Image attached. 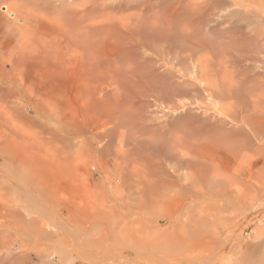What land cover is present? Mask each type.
I'll return each mask as SVG.
<instances>
[{
    "label": "bare ground",
    "instance_id": "1",
    "mask_svg": "<svg viewBox=\"0 0 264 264\" xmlns=\"http://www.w3.org/2000/svg\"><path fill=\"white\" fill-rule=\"evenodd\" d=\"M0 11L14 39L0 98L33 96L26 64L91 119L88 136L44 126L41 161L0 142V264H166L159 248L173 249L169 264H264V220L254 244L224 236L264 211V0H0ZM79 160L109 187L94 206L38 180Z\"/></svg>",
    "mask_w": 264,
    "mask_h": 264
},
{
    "label": "rangeland",
    "instance_id": "2",
    "mask_svg": "<svg viewBox=\"0 0 264 264\" xmlns=\"http://www.w3.org/2000/svg\"><path fill=\"white\" fill-rule=\"evenodd\" d=\"M8 3L12 4V2H8ZM6 20H11V18H9L7 15H5L4 13H2L0 11V60L4 59L6 57V55L11 51V49L13 48V45H14V39L11 36V33L9 32L8 28L6 26H4V22ZM5 67H6L5 70L7 71L9 69V67L8 66H5ZM23 67H24V69H23ZM23 67H22L23 71L21 69V72H22L21 78L23 80L22 83H24V86H26V87L29 86L28 87L30 90L29 92H30V94L33 93V96L31 95V97L27 101L24 100L22 102L18 101L16 99L15 100L13 99L10 101L8 98L7 99L0 98V142L2 143L3 141L7 140L9 142V145H10L9 147H11L12 149H14V147L15 148L18 147L20 149V151L24 150V152H26L28 150L29 154L35 155L40 160L39 157L43 156L45 151H46V150H44L46 148L43 145L45 143L42 140H40L41 136H42V138L44 137L43 140H45V137H46L45 135H42V129L44 126L47 125L50 128L55 129L56 125L60 124V126H61V123L62 124L65 123L66 126H69L68 124H70V126H71L70 129H72V130H73V128L75 129V126H77L75 129L76 132L79 133V130H80V132L85 133L86 131L88 132L90 130H88L86 128V126L88 127L89 125L87 124L84 126L83 122H84V124H86L89 121L86 122V119H85L88 116H86L87 114H85L84 108H82L84 106V105H82L83 102H81L82 104H80V101L78 102L79 99L75 98L74 96L72 97V95L70 96L66 90L62 91L63 95H61L58 87H55L53 89L46 87L42 82L37 81V80H35V78H33V75L29 72L30 71L29 69H31V68H28L29 65L27 67V65L25 64V66H23ZM48 96L51 98V103H53L54 112H55L54 113L55 118L53 120H50V121L46 118H43V116L41 114V111H43L47 108L48 102L46 101V98ZM72 98H75L77 100H74ZM81 105H82V107H81ZM31 106H33L34 109H36L37 113H35V111H31V110L25 111L28 107L30 108ZM81 109H83V110L81 111ZM82 113H84V114H82ZM83 115H85V116L83 117ZM26 116H27V119L25 118ZM64 120H65V122H64ZM87 120H90L89 123H91L90 118ZM77 124H81L82 126L77 125ZM78 126L79 127L81 126L82 129L81 128L79 129ZM83 126H84V129H83ZM77 129H79V130L77 131ZM87 132H86V135L88 136L89 134H87ZM14 135L15 136L19 135L21 137V139L23 136L24 140L29 139V144L27 145L26 143L19 142V139H18L19 136H16V139H14V137H15ZM80 138H81V136H80ZM17 139H18V141H17ZM36 139H37V142H35ZM78 141H80V139ZM17 142H19V143H17ZM21 143L26 144V145H22ZM41 145H43V146H41ZM96 146L97 145H95V147ZM19 149L16 151H19ZM81 152H82V150H80L78 153L82 154ZM28 153H26V154H28ZM85 154H82L83 156L82 155L81 156L78 155V156L86 157L87 155H85ZM79 159L82 160V158H79ZM81 160H79L81 162V163L79 162L80 165L77 162H75V164L68 165L67 167H65V165H63V167L60 168L61 171H60L59 177L55 178L54 180H52V178H48V177H50L48 175L49 173L46 174L45 173L46 171L44 172L42 169V171L45 173V177L48 176L47 177L48 180H46V181L44 180V181L47 183V181L51 180V181H49V183L53 186V187L49 186L50 184L47 185L48 183L45 184V182H42V180H40V178L38 176V178H39L38 180L46 188L45 191L48 190V191H46V192H48L47 194L50 193V195L51 194L54 195V197H56L58 200L67 202L69 204L70 203H72V204H74V203L78 204L79 203L80 204V202H84V203H82V205L84 204L83 206H85V201H86L88 206H90L91 204H93V206H94L95 202L91 201V200H93V199L96 200V198L98 199V196H99V200H96V204H97V201L100 202L102 194L105 193V195H107L106 193L108 192L107 190H109L108 189L109 187L107 188V186H104V187L99 188L100 186L99 187H97V185L95 186L94 182L98 183L101 180V175L98 174L97 172H95V170L92 169V166H89V163H88L89 160L86 164H84L85 162H83ZM84 161H86V159ZM82 162H83V164H82ZM86 166H87V168H85ZM85 169H87V170L89 169L91 171L92 176H88L87 171ZM109 170L111 172L112 169L109 168L108 172H109ZM43 172H40V173L42 174ZM41 176L43 177L44 175L42 174ZM1 179H2V176H0V180ZM2 180L0 182V186H1V184H3ZM83 180L84 181L86 180V181L83 182ZM86 182L88 183L86 185H88L89 189H92V192H93V189L95 190L96 188H98V189H101L100 190L101 192L103 189V193L99 194L100 191L95 190L97 193L93 194L92 192H88V191L86 192V190L88 188L85 189L84 186H82V188L79 187V185H84ZM79 191H81V192H79ZM81 195H82V197H81ZM96 195H98V196H96ZM93 196L95 198H93ZM86 198L89 200V203H88V200ZM87 204H86V206H87ZM249 212H250V214L247 212L249 215L247 214L246 219L240 218L238 220H235L237 222H235L234 224L227 227L228 232L226 231L225 234L223 233L225 237L228 234H229L228 236H231V237H228V238H230L231 243H235L236 242L235 239H238L239 236H241V237H239L240 239H243V243H248V242L250 244H251V242L253 244L255 243L256 240H254L253 237L257 232L256 229H258V226L261 225L262 220H264L263 219L264 218V213H263L264 211H262V212L255 211L254 212V210H252ZM162 226H164V225L162 224ZM230 232H232V233H230ZM224 236H222V237L224 238ZM161 249L162 250L164 249L163 251H165L164 257H161L164 255L163 251ZM161 249L160 248L157 249V251L155 253L156 257L158 255L159 258H164V260L167 262L166 264H169V261L171 259L173 261V257H171V256H173V251H172L173 249L172 250H171V248H168V249L167 248H161ZM170 251L172 254L170 253L168 255L167 252H170ZM185 252H187V251H185ZM157 253H159V254H157ZM182 254H184V253H182ZM169 256L171 257V259L169 258ZM222 256H223L224 260H228L231 258L230 254H228V250H226ZM170 264H172V263H170ZM255 264H258V263H255Z\"/></svg>",
    "mask_w": 264,
    "mask_h": 264
}]
</instances>
